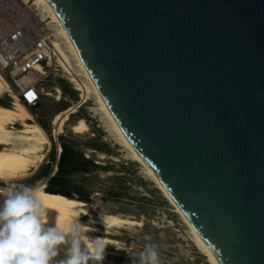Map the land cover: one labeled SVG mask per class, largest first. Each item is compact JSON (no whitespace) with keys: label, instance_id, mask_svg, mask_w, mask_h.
Instances as JSON below:
<instances>
[{"label":"water","instance_id":"1","mask_svg":"<svg viewBox=\"0 0 264 264\" xmlns=\"http://www.w3.org/2000/svg\"><path fill=\"white\" fill-rule=\"evenodd\" d=\"M49 1L219 263L264 264V0Z\"/></svg>","mask_w":264,"mask_h":264},{"label":"rangeland","instance_id":"2","mask_svg":"<svg viewBox=\"0 0 264 264\" xmlns=\"http://www.w3.org/2000/svg\"><path fill=\"white\" fill-rule=\"evenodd\" d=\"M49 65L51 73L45 86L51 94H43L36 105L28 107L34 121L50 136L45 162L33 167L23 178L0 181V184L33 187L46 182L52 192L60 191L82 199L88 211L84 219L101 211H114L140 221L141 225H125L109 229V234L100 233L114 241L107 244V249L111 251L108 259L115 264H132L128 253L138 252L148 243L157 246L161 264H210L194 246L190 229L180 214L174 211L157 184L147 178L143 166L128 155L109 130L102 113L96 109L94 95L80 102L79 91L63 76L56 62L51 59ZM55 86L63 89L66 99H55ZM73 102H79L75 112L69 113L63 132L54 134L55 115L68 109ZM0 104L12 105L7 97L0 98ZM79 118L85 119L90 127L85 133H75L71 129L72 123ZM15 127L20 128V123ZM61 178L70 180L61 184ZM145 236L151 239L145 240Z\"/></svg>","mask_w":264,"mask_h":264},{"label":"bare ground","instance_id":"3","mask_svg":"<svg viewBox=\"0 0 264 264\" xmlns=\"http://www.w3.org/2000/svg\"><path fill=\"white\" fill-rule=\"evenodd\" d=\"M31 1L32 9L30 10V14L39 21H42L44 28L47 29L46 32L53 50V55H51L52 62H56V65L61 68L63 76L72 83L74 89L79 91L80 102L84 103L90 99L91 94L94 95L98 104L96 109L102 113L107 127L116 136L118 143L128 151V155L143 166L147 178L157 184L163 196L174 207V211L180 214L190 229L191 241L194 246L206 256L210 264H220L157 175L136 153L131 142L122 131L118 121L108 107L51 2L49 0ZM4 85L5 80L0 72V95L3 92ZM53 89L56 93L54 96L56 100L61 101L66 99L61 87L55 86ZM50 94V92L47 93V95ZM78 103H74L68 109H64L55 115V134L63 132V126L69 120V113L75 112ZM17 123H20V128L15 127ZM89 128L87 121L83 118H79L71 125L72 131L79 134L87 132ZM50 142V136L47 131L34 121L33 115L28 107L21 101H15L11 106L0 104V181H12L28 175V171L33 167H37L46 158V151ZM102 157L104 156L102 155ZM33 188L39 190L41 199L48 209L46 219L48 218L49 226L54 225L58 215L60 221L65 224L71 223L78 218L80 223L87 226L86 236L89 239L103 238L105 243L108 244L114 241L109 236H101L100 233L109 234L111 233L109 229L120 228L125 225L133 226L142 224L138 220L114 211H101L95 216L84 219V215H87L88 211L84 208L86 203L82 199L49 191L46 182L33 186ZM103 218L106 220V224ZM67 247V245L60 247L59 255L53 258L54 264H58L59 261L66 259ZM110 254L111 251L106 247L105 259L102 264H115L108 259Z\"/></svg>","mask_w":264,"mask_h":264},{"label":"clouds","instance_id":"4","mask_svg":"<svg viewBox=\"0 0 264 264\" xmlns=\"http://www.w3.org/2000/svg\"><path fill=\"white\" fill-rule=\"evenodd\" d=\"M0 264H54L62 245L66 259L58 264H102L108 246L103 238L89 239L78 218L49 226L48 209L39 190L24 184H0ZM105 224L106 220L103 218ZM151 237L145 236V240ZM128 253V252H127ZM132 264H161L155 244L128 253Z\"/></svg>","mask_w":264,"mask_h":264},{"label":"built area","instance_id":"5","mask_svg":"<svg viewBox=\"0 0 264 264\" xmlns=\"http://www.w3.org/2000/svg\"><path fill=\"white\" fill-rule=\"evenodd\" d=\"M31 4V0H0V72L5 80L0 98L27 107L48 93L45 83L53 55L47 29L30 14Z\"/></svg>","mask_w":264,"mask_h":264},{"label":"trees","instance_id":"6","mask_svg":"<svg viewBox=\"0 0 264 264\" xmlns=\"http://www.w3.org/2000/svg\"><path fill=\"white\" fill-rule=\"evenodd\" d=\"M62 170V167L61 168H59V172ZM57 171V172H58ZM52 178H54V177H52ZM54 180H58V178L57 177H55L54 178ZM69 180L70 179H65V178H61V179H59V182L61 183V184H66V183H68L69 182ZM48 190H49V188H48ZM50 191V190H49ZM56 193H62V194H65V193H63V192H60V191H56ZM65 195H67V194H65ZM68 196V195H67ZM70 197H72V196H70ZM82 198H85V197H82Z\"/></svg>","mask_w":264,"mask_h":264},{"label":"snow or ice","instance_id":"7","mask_svg":"<svg viewBox=\"0 0 264 264\" xmlns=\"http://www.w3.org/2000/svg\"><path fill=\"white\" fill-rule=\"evenodd\" d=\"M28 95H29V96H31V95H32V93H28Z\"/></svg>","mask_w":264,"mask_h":264}]
</instances>
